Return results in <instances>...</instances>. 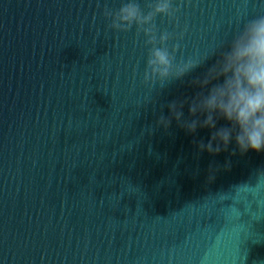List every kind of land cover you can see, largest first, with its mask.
Returning a JSON list of instances; mask_svg holds the SVG:
<instances>
[{
    "label": "water",
    "instance_id": "95a60500",
    "mask_svg": "<svg viewBox=\"0 0 264 264\" xmlns=\"http://www.w3.org/2000/svg\"><path fill=\"white\" fill-rule=\"evenodd\" d=\"M126 2L0 0V264H264V152H201L214 129L181 127L204 119L188 103L158 125L205 69L144 83L151 45L104 15ZM172 3L153 22L174 65L264 15V0Z\"/></svg>",
    "mask_w": 264,
    "mask_h": 264
},
{
    "label": "clouds",
    "instance_id": "9594fccd",
    "mask_svg": "<svg viewBox=\"0 0 264 264\" xmlns=\"http://www.w3.org/2000/svg\"><path fill=\"white\" fill-rule=\"evenodd\" d=\"M150 8L145 13L136 0H128L118 10L107 7L104 10V15L111 18V28L128 31L135 25L137 35L142 32L145 45H151L143 82L151 87L157 80L179 79L197 68L205 69L193 80L201 91L190 101H171L168 104L171 116L161 115L158 125L167 129L172 117L181 122L182 109L188 103L189 113H200L204 119L182 121L181 127L188 133H195L198 127L214 129L206 143L203 140L197 143L201 152L219 154L227 151L233 141V154L264 152V15L249 19L226 46L174 65L173 52L180 45L173 44L170 51L166 45L174 34L162 31L158 35L153 21L158 14L174 17L179 9L172 0H153ZM177 35L183 37V33ZM219 119L227 125L217 127Z\"/></svg>",
    "mask_w": 264,
    "mask_h": 264
}]
</instances>
